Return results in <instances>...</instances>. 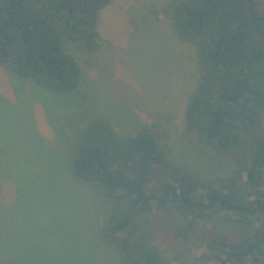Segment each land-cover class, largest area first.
<instances>
[{
    "label": "trees",
    "instance_id": "16d2710c",
    "mask_svg": "<svg viewBox=\"0 0 264 264\" xmlns=\"http://www.w3.org/2000/svg\"><path fill=\"white\" fill-rule=\"evenodd\" d=\"M113 1L0 0V67L52 93L81 91L65 44L97 53ZM250 6L264 38V0ZM163 13L196 57L182 134L211 171L176 160L153 124L120 134L88 114L71 174L103 199L99 236L121 264H264V51L243 0H172Z\"/></svg>",
    "mask_w": 264,
    "mask_h": 264
},
{
    "label": "rangeland",
    "instance_id": "374dc122",
    "mask_svg": "<svg viewBox=\"0 0 264 264\" xmlns=\"http://www.w3.org/2000/svg\"><path fill=\"white\" fill-rule=\"evenodd\" d=\"M171 1L114 0L100 12L97 53L67 42L81 91L52 93L0 67V264L122 263L99 236L103 199L70 170L88 114L120 134L153 124L176 160L211 171L182 134L199 71L193 48L166 23Z\"/></svg>",
    "mask_w": 264,
    "mask_h": 264
},
{
    "label": "water",
    "instance_id": "95a60500",
    "mask_svg": "<svg viewBox=\"0 0 264 264\" xmlns=\"http://www.w3.org/2000/svg\"><path fill=\"white\" fill-rule=\"evenodd\" d=\"M243 4H244L245 13H246L247 19L249 21L253 36L259 42L260 47L264 51V38L261 36V34H260V32H259V30H258V28H257V26L253 20V16H252V12H251V6H250V0H243Z\"/></svg>",
    "mask_w": 264,
    "mask_h": 264
}]
</instances>
